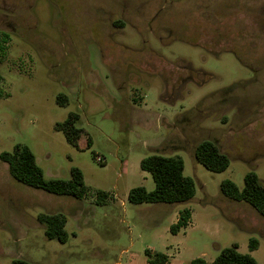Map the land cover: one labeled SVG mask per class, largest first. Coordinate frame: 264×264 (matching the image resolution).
Wrapping results in <instances>:
<instances>
[{
    "label": "rangeland",
    "instance_id": "1",
    "mask_svg": "<svg viewBox=\"0 0 264 264\" xmlns=\"http://www.w3.org/2000/svg\"><path fill=\"white\" fill-rule=\"evenodd\" d=\"M0 70V153L26 144L46 177L78 166L91 187L81 199L50 193L0 158L2 264H150L147 248L189 264L235 243L264 264V216L220 188H243L250 170L264 182V0H0ZM71 113L80 147L57 127ZM206 138L229 154L226 170L197 161ZM153 153L183 158L192 199L129 201L131 187L155 188L140 165ZM97 189L110 193L103 204ZM185 207L190 224L174 234ZM41 212L67 216L66 242L47 237Z\"/></svg>",
    "mask_w": 264,
    "mask_h": 264
},
{
    "label": "trees",
    "instance_id": "2",
    "mask_svg": "<svg viewBox=\"0 0 264 264\" xmlns=\"http://www.w3.org/2000/svg\"><path fill=\"white\" fill-rule=\"evenodd\" d=\"M116 25L123 27L124 20H117ZM3 75L0 70V95H2L1 81ZM68 96L61 92L57 96V102L61 106L68 104ZM78 114L71 113L63 123H57V127L62 129L67 139L80 147L79 139L82 130L76 126ZM88 141L87 143H89ZM194 155L200 163L207 169L215 172H222L230 165V156L223 151L218 143L212 139H203L197 143ZM0 158L7 162L12 176L27 185L43 189L50 193L59 195H71L76 198H84L91 190L85 181L83 170L78 166L71 168L70 178H48L45 176L43 168L39 165L33 150L26 144L17 143L12 151L4 150L0 153ZM141 168L149 171L155 181V188L148 190L144 185L132 187L128 194L130 202L138 203H182L189 201L196 195V184L193 177L184 173L185 162L179 155H164L153 153L145 156L140 162ZM245 184L240 188L238 184L226 178L221 181L222 193L236 201H244L252 205L264 216V182L255 170H250L245 174ZM110 196L106 190H96V202L103 204ZM192 217L190 208L185 207L180 211L177 222L172 223L170 230L178 233L186 227ZM38 220L45 224V234L48 238L66 242L69 233L66 229L67 216L62 212H41ZM259 246L257 238L250 239L249 248L255 250ZM148 262L150 264H166L169 261L168 254L157 251L152 252L146 249ZM1 264V259H0ZM10 264H42L31 261L23 257L14 258ZM189 264H261L252 254L243 253L238 250V244L224 247L213 261H208L200 256L192 259Z\"/></svg>",
    "mask_w": 264,
    "mask_h": 264
},
{
    "label": "crops",
    "instance_id": "3",
    "mask_svg": "<svg viewBox=\"0 0 264 264\" xmlns=\"http://www.w3.org/2000/svg\"><path fill=\"white\" fill-rule=\"evenodd\" d=\"M81 136H82V135H81ZM87 142H88V141H87ZM87 142H86V143H87ZM80 143H81V137H80V139H79V144H80ZM86 143H85V144H86ZM80 145H81V144H80ZM131 188H132V187H131ZM131 188H130V189H131ZM130 189H129V191H130ZM102 190H103V189H102ZM128 194H129V192H128ZM108 198H109V197H108ZM108 198H107V199H108ZM165 203H166V202H165ZM178 218H179V217H178ZM190 221H191V220H190ZM189 224H190V222H189ZM189 224H188V225H189ZM188 225H187V226H188ZM183 228H184V227H183ZM148 249H150L153 253L159 251V250H157V249H155V248H148ZM165 253H166V252H165ZM168 256L170 257L169 254H168ZM204 258H205V257H204ZM213 260H214V259H213ZM213 260H208V261H213ZM1 264H2V262H1Z\"/></svg>",
    "mask_w": 264,
    "mask_h": 264
},
{
    "label": "built area",
    "instance_id": "4",
    "mask_svg": "<svg viewBox=\"0 0 264 264\" xmlns=\"http://www.w3.org/2000/svg\"><path fill=\"white\" fill-rule=\"evenodd\" d=\"M98 160H100V161H103V158H102V157H100V156H98Z\"/></svg>",
    "mask_w": 264,
    "mask_h": 264
}]
</instances>
